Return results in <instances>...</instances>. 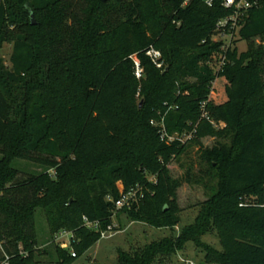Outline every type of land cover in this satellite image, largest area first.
Listing matches in <instances>:
<instances>
[{
  "label": "trees",
  "instance_id": "1",
  "mask_svg": "<svg viewBox=\"0 0 264 264\" xmlns=\"http://www.w3.org/2000/svg\"><path fill=\"white\" fill-rule=\"evenodd\" d=\"M222 2L0 0V45L15 40L11 68L0 59V264L32 261L38 208L53 235L71 234L56 254L57 264H72L113 224L121 187L144 197L117 212L174 229L182 218L168 165L189 145L204 151L203 171L215 173L217 189L192 224L142 252H122L120 264H151L188 241L211 264H264V44L256 42L264 41V0L227 48L214 40L232 13ZM162 120L179 138L162 139ZM206 137L219 141L205 148ZM16 158L54 172L15 182ZM210 232L221 249L202 240Z\"/></svg>",
  "mask_w": 264,
  "mask_h": 264
},
{
  "label": "rangeland",
  "instance_id": "2",
  "mask_svg": "<svg viewBox=\"0 0 264 264\" xmlns=\"http://www.w3.org/2000/svg\"><path fill=\"white\" fill-rule=\"evenodd\" d=\"M31 18L33 24H36L35 15H32ZM10 28L13 31L16 30L15 27ZM238 38L239 34H237ZM214 40L230 42L229 37H222L219 32L214 35ZM235 40L233 39L232 43ZM256 42L264 44V41L259 38L256 39ZM14 44L15 40L13 39L5 40L0 45V59L6 69H10L12 66L11 57ZM237 47L240 52H245L248 43L245 40H240ZM218 141L217 138L213 137H206L202 140L205 148L213 147ZM184 142H186L185 138ZM3 150V146L0 145V159L3 157ZM203 153L204 151L199 146L189 145L186 153L168 165L170 174L177 183V202L181 208L180 215L182 218L178 226L174 229L169 227L158 228L146 221L134 220L126 212L115 210L111 230L108 229L107 231L106 229L105 237H101L94 246L84 255L77 257L72 264H120L122 252L129 254H134L135 251L142 252L150 244L160 242L175 233H179L181 227L192 224L200 212L201 204L214 194L219 182L215 173L203 171L207 167ZM12 166L18 173L15 182L19 183L42 173L54 172L47 165L30 159L16 158L13 160ZM148 177L150 180L155 179L152 174H149ZM122 189L123 187H121ZM35 228L37 247L34 258L27 264H57L56 246L68 248L71 234L60 232L53 235L43 208L36 209ZM202 240L211 247L221 249L216 232H210L203 236ZM62 244L66 246H62ZM2 251V242L0 241V253H3ZM206 254L204 248L199 247L194 241H188L181 249H177L171 254L159 253L155 255L151 264H211L207 262ZM21 255L26 258L28 253L22 251ZM6 261L8 264L10 263L8 258Z\"/></svg>",
  "mask_w": 264,
  "mask_h": 264
},
{
  "label": "built area",
  "instance_id": "3",
  "mask_svg": "<svg viewBox=\"0 0 264 264\" xmlns=\"http://www.w3.org/2000/svg\"><path fill=\"white\" fill-rule=\"evenodd\" d=\"M206 4L209 6H213L215 0H205ZM261 0H223V6L225 8H228L232 11V13L225 17L222 18L221 20H219V22L217 23V31L220 33V35L222 37H229L230 38V42L225 44V48L229 47L232 44V40L233 39H237V34H239V29L243 24V21L245 19V15L247 14V12L255 7L258 6L260 4ZM147 54L152 57L154 60H157L160 57V52L150 48L147 51ZM135 63H136V75L137 77H141L142 74V69L140 67V62L135 59ZM158 66L161 67L162 64L158 63ZM153 124H155L154 121H152ZM161 125V137L163 140H167L168 142H171L177 138H179L178 136L174 135V136H170L167 132V129L164 125L163 120L160 123ZM191 136L188 135L185 138V140L189 139ZM184 138H181L184 141ZM151 181H155L151 180ZM121 196L119 199H117L115 201V210H122V209H131L134 205H139L141 199L144 197V193L142 191L141 188H135L130 190L129 192H125L124 189L121 190ZM85 221L87 223L88 227H92V228H98L99 227V223H92L90 221H88V219L85 218ZM111 230V225L107 228V231ZM105 231V232H104ZM102 231V236L101 237H105L106 235V230ZM62 246H66L65 244H62ZM73 256H75V254L73 253ZM8 264V263H6Z\"/></svg>",
  "mask_w": 264,
  "mask_h": 264
},
{
  "label": "water",
  "instance_id": "4",
  "mask_svg": "<svg viewBox=\"0 0 264 264\" xmlns=\"http://www.w3.org/2000/svg\"><path fill=\"white\" fill-rule=\"evenodd\" d=\"M102 1H107V0H102ZM143 104V101L140 103V106Z\"/></svg>",
  "mask_w": 264,
  "mask_h": 264
}]
</instances>
